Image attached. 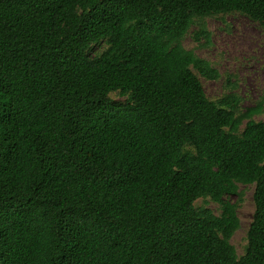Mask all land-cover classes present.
<instances>
[{
    "label": "trees",
    "instance_id": "obj_1",
    "mask_svg": "<svg viewBox=\"0 0 264 264\" xmlns=\"http://www.w3.org/2000/svg\"><path fill=\"white\" fill-rule=\"evenodd\" d=\"M231 14L264 29V0H0V264H264L263 103L182 46Z\"/></svg>",
    "mask_w": 264,
    "mask_h": 264
},
{
    "label": "rangeland",
    "instance_id": "obj_2",
    "mask_svg": "<svg viewBox=\"0 0 264 264\" xmlns=\"http://www.w3.org/2000/svg\"><path fill=\"white\" fill-rule=\"evenodd\" d=\"M204 25L210 34L207 46L204 39L199 38L198 42L193 39L196 26L185 36L182 46L207 61L219 73L217 81H206L198 75L205 96L211 101H217L233 92L241 99L242 109L262 102V113L255 116L254 120L264 122V29L238 14L206 18ZM103 46L101 43L98 49L101 51ZM110 99L115 102L124 101L117 94H111ZM238 188L239 196L224 199L237 205L239 228L229 243L234 247L237 256H241L254 210V187L238 185ZM194 205L196 208L209 209L215 216L221 214L220 205L209 198L198 199Z\"/></svg>",
    "mask_w": 264,
    "mask_h": 264
}]
</instances>
